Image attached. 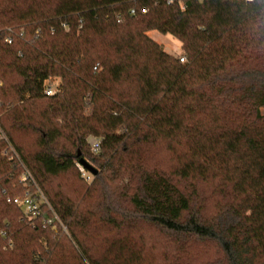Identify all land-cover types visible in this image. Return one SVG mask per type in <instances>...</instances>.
Masks as SVG:
<instances>
[{
	"label": "trees",
	"instance_id": "obj_1",
	"mask_svg": "<svg viewBox=\"0 0 264 264\" xmlns=\"http://www.w3.org/2000/svg\"><path fill=\"white\" fill-rule=\"evenodd\" d=\"M263 110L264 0H0V264H264Z\"/></svg>",
	"mask_w": 264,
	"mask_h": 264
},
{
	"label": "built area",
	"instance_id": "obj_2",
	"mask_svg": "<svg viewBox=\"0 0 264 264\" xmlns=\"http://www.w3.org/2000/svg\"><path fill=\"white\" fill-rule=\"evenodd\" d=\"M248 1H252V0H248ZM180 61L186 62V57L181 56ZM45 92L47 95H54L56 93V88L54 86L49 85L45 89ZM1 138L6 140L8 143V146L3 151V154L5 156H8L10 152L15 153V149L13 148L12 144L9 142V140L7 139L6 135L3 132H1ZM100 143H101L100 140L97 139L92 141V148L94 152H98ZM20 162L23 166V170L20 175V183L25 187V190L20 195L9 196L7 200L10 203L20 206L30 219H35L43 215V209H42L43 203L48 204L50 209H52V207L50 206V203L48 202L44 192L38 185L33 173L23 164L22 161ZM80 170L85 180L90 181L91 173L89 171L87 172V170H85L83 166H80ZM55 216L59 220L58 216L57 215ZM43 225L44 227L51 226L53 229H56V224H54L53 221L48 218L43 221ZM61 225L63 226L64 231H67L66 226H64L62 223Z\"/></svg>",
	"mask_w": 264,
	"mask_h": 264
},
{
	"label": "rangeland",
	"instance_id": "obj_3",
	"mask_svg": "<svg viewBox=\"0 0 264 264\" xmlns=\"http://www.w3.org/2000/svg\"><path fill=\"white\" fill-rule=\"evenodd\" d=\"M149 35L154 40H156L157 42H159L160 44H162V46H163V48H164V50L166 52H168L170 54H173V55H175L177 57L184 56L183 55L181 41L179 39H177L176 37H174L173 35H171V34H162V33L158 32L156 30L150 31L149 32ZM54 87H55V85H54ZM263 112H264V110H263ZM90 140H93V139H90ZM80 166L81 165L78 164L79 170H80ZM80 172H81V170H80ZM92 180H93V176H92V173H91V179H90V181H86V180L85 181H86V183L90 184L92 182ZM148 232L149 231H147V233ZM154 234H155L154 232H149L148 238H150L152 241L157 242V245L158 246H156V249L159 250V252L160 251L167 252L168 254L172 253L170 247L168 248L166 246V243L165 242L164 243L159 242V244H158V239L154 236ZM159 252H155L156 257H158L160 255ZM151 253L153 255L154 249L151 251Z\"/></svg>",
	"mask_w": 264,
	"mask_h": 264
},
{
	"label": "water",
	"instance_id": "obj_4",
	"mask_svg": "<svg viewBox=\"0 0 264 264\" xmlns=\"http://www.w3.org/2000/svg\"><path fill=\"white\" fill-rule=\"evenodd\" d=\"M80 165L83 166L85 170L89 171L93 175H96L98 173V170L85 159H82L80 161Z\"/></svg>",
	"mask_w": 264,
	"mask_h": 264
}]
</instances>
